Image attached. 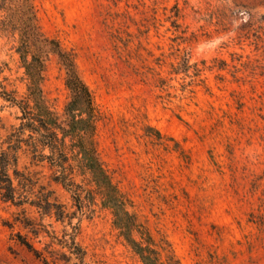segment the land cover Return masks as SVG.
Returning <instances> with one entry per match:
<instances>
[{"label": "rangeland", "instance_id": "obj_1", "mask_svg": "<svg viewBox=\"0 0 264 264\" xmlns=\"http://www.w3.org/2000/svg\"><path fill=\"white\" fill-rule=\"evenodd\" d=\"M59 53L100 119L70 188L19 152L65 215L0 200V264H264V0H0V87L71 131Z\"/></svg>", "mask_w": 264, "mask_h": 264}, {"label": "trees", "instance_id": "obj_2", "mask_svg": "<svg viewBox=\"0 0 264 264\" xmlns=\"http://www.w3.org/2000/svg\"><path fill=\"white\" fill-rule=\"evenodd\" d=\"M59 57L66 69L65 85L70 94V101L65 107V113L71 116L80 111L86 116L85 119L80 118L79 123L74 121V117H71L69 119L71 131L64 128L50 114L43 116L35 113L28 101L17 102L15 98H8L4 88L0 87V97L17 106L22 114V124L13 129L5 141L1 142L0 139V200L10 202L16 207L24 205L35 207L43 214L54 215L57 219L65 215L62 206L51 203L48 196L43 194L34 195L35 200L31 199L30 195L33 193L30 178L17 170L19 152L29 153L31 161L34 163L47 161L50 168L59 173L54 181L63 187L70 188L73 186L71 175L74 167L68 164L69 157L66 152L68 146L65 139L69 137L72 142L76 140L81 148L86 149L84 140L91 139V131L95 130V124L100 119L90 91L73 70L69 58L60 53ZM77 124L82 125L81 135L80 130L77 131ZM4 145H6L5 148ZM45 151H48V155L44 153ZM9 171H12L13 178ZM53 210L55 212H52ZM22 212L25 213V210L23 209ZM73 255L80 260L79 264H83L84 252L80 248L78 252H73Z\"/></svg>", "mask_w": 264, "mask_h": 264}]
</instances>
